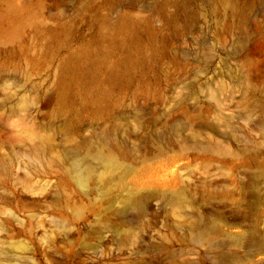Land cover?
I'll return each mask as SVG.
<instances>
[{"label": "rangeland", "instance_id": "374dc122", "mask_svg": "<svg viewBox=\"0 0 264 264\" xmlns=\"http://www.w3.org/2000/svg\"><path fill=\"white\" fill-rule=\"evenodd\" d=\"M0 264H264V0H0Z\"/></svg>", "mask_w": 264, "mask_h": 264}, {"label": "bare ground", "instance_id": "6f19581e", "mask_svg": "<svg viewBox=\"0 0 264 264\" xmlns=\"http://www.w3.org/2000/svg\"><path fill=\"white\" fill-rule=\"evenodd\" d=\"M91 156L95 160L102 162L106 165H112L115 162V158L112 154H105L101 150L96 151V152L95 151L91 152ZM86 162H87V160L78 159L74 164V168H75V171H76L79 179H81L83 177L84 172L87 170L86 169V166H87ZM216 229H218V227L217 228L215 227V230Z\"/></svg>", "mask_w": 264, "mask_h": 264}]
</instances>
